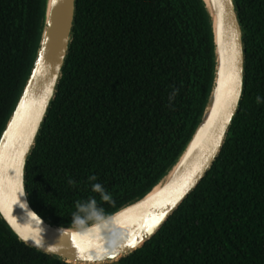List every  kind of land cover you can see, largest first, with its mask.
Instances as JSON below:
<instances>
[{"label":"trees","instance_id":"16d2710c","mask_svg":"<svg viewBox=\"0 0 264 264\" xmlns=\"http://www.w3.org/2000/svg\"><path fill=\"white\" fill-rule=\"evenodd\" d=\"M235 2L245 82L222 150L160 230L115 264H264V0ZM44 9L45 0H0V135ZM213 58L200 0H77L62 77L26 166L34 210L57 226L87 227L143 198L198 126ZM90 201L94 209L78 211ZM0 264L66 263L26 246L0 219Z\"/></svg>","mask_w":264,"mask_h":264},{"label":"water","instance_id":"95a60500","mask_svg":"<svg viewBox=\"0 0 264 264\" xmlns=\"http://www.w3.org/2000/svg\"><path fill=\"white\" fill-rule=\"evenodd\" d=\"M76 1L45 0L38 47L0 135V219L20 242L66 264H110L142 248L218 158L243 96L245 33L235 0H200L212 34L213 81L200 122L167 172L172 173L164 187L152 200L108 223L61 227L43 219L31 206L25 175L70 50Z\"/></svg>","mask_w":264,"mask_h":264},{"label":"bare ground","instance_id":"6f19581e","mask_svg":"<svg viewBox=\"0 0 264 264\" xmlns=\"http://www.w3.org/2000/svg\"><path fill=\"white\" fill-rule=\"evenodd\" d=\"M172 172H169L165 175V177L150 191L148 192L143 198L135 201L134 203L126 206L125 208L121 209L120 212H118L117 214L113 215V216H109L107 218L101 219L98 222H95L94 224H92L93 227L95 226H100L102 224L108 223L116 218H118L119 216L125 214L126 212L134 209L135 207L144 204L150 200H152L153 198H155L159 192L162 190V188L164 187L165 183L167 182L168 178L170 177Z\"/></svg>","mask_w":264,"mask_h":264},{"label":"clouds","instance_id":"9594fccd","mask_svg":"<svg viewBox=\"0 0 264 264\" xmlns=\"http://www.w3.org/2000/svg\"><path fill=\"white\" fill-rule=\"evenodd\" d=\"M257 102L259 103L260 102V97L258 96L257 97ZM91 179H95V177H92ZM93 190L94 191H97V192H100L101 191V185L100 184H94L93 185ZM105 199H107L108 197L105 196L104 197ZM95 207V202L94 201H90L87 205H78V211L79 212H88L90 209H94ZM73 220L75 223L77 224H80V223H83L84 220L81 218L80 215H77V214H74L73 215Z\"/></svg>","mask_w":264,"mask_h":264},{"label":"rangeland","instance_id":"374dc122","mask_svg":"<svg viewBox=\"0 0 264 264\" xmlns=\"http://www.w3.org/2000/svg\"><path fill=\"white\" fill-rule=\"evenodd\" d=\"M116 262H114V263H110V264H115Z\"/></svg>","mask_w":264,"mask_h":264},{"label":"snow or ice","instance_id":"6c2138e0","mask_svg":"<svg viewBox=\"0 0 264 264\" xmlns=\"http://www.w3.org/2000/svg\"><path fill=\"white\" fill-rule=\"evenodd\" d=\"M27 239V237H25Z\"/></svg>","mask_w":264,"mask_h":264}]
</instances>
